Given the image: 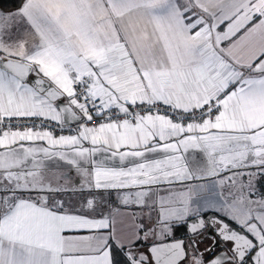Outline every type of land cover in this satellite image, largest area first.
I'll return each mask as SVG.
<instances>
[{"label":"snow or ice","instance_id":"1","mask_svg":"<svg viewBox=\"0 0 264 264\" xmlns=\"http://www.w3.org/2000/svg\"><path fill=\"white\" fill-rule=\"evenodd\" d=\"M16 4L0 9V264H264V0ZM110 190L138 212L97 218Z\"/></svg>","mask_w":264,"mask_h":264},{"label":"crops","instance_id":"2","mask_svg":"<svg viewBox=\"0 0 264 264\" xmlns=\"http://www.w3.org/2000/svg\"><path fill=\"white\" fill-rule=\"evenodd\" d=\"M19 35L23 38H27L29 40V42L31 43V41H32L31 36L26 35L22 31L19 32ZM85 144H86V146H90L88 144V142H85ZM100 158H102V157H98V159H100ZM189 162L193 168H196L197 164L199 163V161L193 160L191 157L189 158ZM64 175L66 178H65V180L61 181V183L64 185V187L71 188L73 186L74 181L77 179L76 174L74 172L69 173L67 171V167L65 166L64 167ZM48 176L52 180L53 184H56L57 177L60 176V173H58L57 175L52 173V174H48ZM213 179H215V178H209L208 180H201V181H197L195 183L206 184L208 182H211V180H213ZM175 189H179V185H178V187L175 186ZM95 191L101 192L103 190H95ZM110 191H111V195H109L107 192H104L103 200H101L100 197L97 196L98 206L96 208V213H95L97 218H99L101 214L107 216L111 213L112 215H115L117 217V220L119 221L120 219H123L125 215H130L133 211L138 212V209H136L132 206H125V205L120 203V200L118 199L117 190H110ZM123 191H134V190H123ZM217 191H220V189L217 188ZM60 195L65 200H71L72 203L78 207L79 203L85 197H88V192L86 190L83 193V195H81L78 192L73 193V192L69 191V192L61 193ZM176 235H177V237H179L178 233H176ZM165 242H167V241H165Z\"/></svg>","mask_w":264,"mask_h":264},{"label":"trees","instance_id":"3","mask_svg":"<svg viewBox=\"0 0 264 264\" xmlns=\"http://www.w3.org/2000/svg\"><path fill=\"white\" fill-rule=\"evenodd\" d=\"M16 6V0H0V9L4 11L14 9ZM260 183L264 184V181H261ZM178 234L179 236H182L183 232H179Z\"/></svg>","mask_w":264,"mask_h":264},{"label":"built area","instance_id":"4","mask_svg":"<svg viewBox=\"0 0 264 264\" xmlns=\"http://www.w3.org/2000/svg\"><path fill=\"white\" fill-rule=\"evenodd\" d=\"M38 122V121H37ZM53 124H55V122H52ZM77 127L76 123L74 124H66L64 126L63 132H61L59 127L55 128V134L56 135H60V134H64V135H68V134H75L74 129ZM69 129H73V131H69Z\"/></svg>","mask_w":264,"mask_h":264},{"label":"rangeland","instance_id":"5","mask_svg":"<svg viewBox=\"0 0 264 264\" xmlns=\"http://www.w3.org/2000/svg\"><path fill=\"white\" fill-rule=\"evenodd\" d=\"M19 34V33H18ZM48 174H52V172L48 173ZM55 175H57L58 173H53ZM210 182L206 183V184H209ZM176 187H178V185H176ZM180 187V186H179ZM226 191V190H225Z\"/></svg>","mask_w":264,"mask_h":264},{"label":"water","instance_id":"6","mask_svg":"<svg viewBox=\"0 0 264 264\" xmlns=\"http://www.w3.org/2000/svg\"><path fill=\"white\" fill-rule=\"evenodd\" d=\"M75 122H69L68 124H74Z\"/></svg>","mask_w":264,"mask_h":264}]
</instances>
